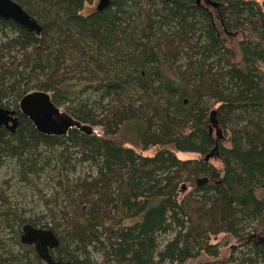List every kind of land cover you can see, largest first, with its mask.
<instances>
[{
    "label": "trees",
    "instance_id": "1",
    "mask_svg": "<svg viewBox=\"0 0 264 264\" xmlns=\"http://www.w3.org/2000/svg\"><path fill=\"white\" fill-rule=\"evenodd\" d=\"M14 1L38 21L34 14L39 9L36 1ZM72 1L46 0L41 7L44 15L55 16L47 23L38 21L42 25L38 36L0 19L1 27L15 26L14 43L23 49L31 48V59L38 62L40 70L55 73L67 57L89 69L92 60L98 69L94 82L105 91L117 90L115 105L102 122V133L91 138L80 135L85 149L93 150L96 158H101V166L98 178L85 181L86 196L80 194L83 198L73 199V216L63 213L62 219L70 227L69 241L84 245L104 235L105 251L115 264H151L155 234L168 228L161 227L168 210L169 223L185 231L181 234L183 248H175L173 242L167 245L166 253L179 261L197 257L191 251L193 246L205 250L202 240L207 241L221 231H235L237 216L245 211L246 218H251L254 210L259 209L260 203L254 201L253 207L244 209L251 184L261 182L258 190L264 193V0H211L218 4V31L213 14L196 0H135L141 25L132 39L125 34L132 48L129 53L128 49L123 50V60L134 63L130 68L136 73L135 84L132 75H113L107 61H98L97 65L95 59L100 53L109 57L104 44L116 39L122 29L118 14L127 0L111 1L109 5L117 8L115 11L108 5L93 13L68 6ZM198 17L207 38L200 45L202 55L189 58L184 70L174 69L172 65L181 45H187L197 30ZM157 20L171 23L173 28L169 33H159L154 26ZM42 35L65 49L59 55L46 53ZM233 36L240 38L236 51L229 45ZM75 42L90 44V48L83 52L75 47ZM71 46L74 47L70 49ZM210 57L216 63L214 59L208 63ZM1 61L0 58V65ZM148 63L153 64L152 72L145 68ZM215 64L217 71H213ZM138 69H143L140 75ZM150 74L160 81L166 78V89L159 93L160 87H153ZM80 79L71 84L64 82L56 89L77 90L93 84ZM214 105L218 121L229 131L227 141L231 143L215 157L221 159V170L203 158L180 159L176 155L177 148H186L181 145L191 146L197 133L201 135L202 153L213 147L214 137L208 134V113ZM21 121L5 140L17 148L25 145ZM30 134L36 137V131L31 130ZM135 136L154 146L153 152L144 155L135 149L131 140ZM200 176L208 177V182L195 187L193 194L179 193L180 183L193 188ZM206 189H210L208 197ZM260 192L255 195L261 200L264 198ZM263 230L264 227L259 232ZM248 237L249 242L254 241L255 229L248 232ZM257 247L264 255V246Z\"/></svg>",
    "mask_w": 264,
    "mask_h": 264
},
{
    "label": "rangeland",
    "instance_id": "2",
    "mask_svg": "<svg viewBox=\"0 0 264 264\" xmlns=\"http://www.w3.org/2000/svg\"><path fill=\"white\" fill-rule=\"evenodd\" d=\"M31 1H36L39 5V9H35L34 14L41 24L47 23L49 18L55 16V14L51 16L50 13L48 16L44 15L41 7L45 6L46 0ZM97 1L73 0V3L68 6L72 4L77 9L84 8L86 12H100L95 9ZM111 1L116 3L117 0H110V5ZM199 3L213 14L218 31L215 7L205 3L204 0H200ZM110 9L117 10L112 7ZM118 17L123 30H120L116 39L110 40V42L107 40L104 45H106L109 57H104L103 53L96 55V64L98 65V61H107L108 69L113 75L121 77L132 75V84H135L136 73L133 67L130 68V64L133 66L134 63L132 60L130 63L123 60V50L128 49L129 53L132 48V42L131 40L127 41L125 34L128 38L130 35L132 39L133 34L138 31L141 25V14L138 12L135 0H127V3L120 9ZM197 23V30L192 33L188 44L181 45L180 53L172 65L174 69L182 67L184 70L189 58L195 59L202 55L203 49L200 45L207 38L200 29L204 25L200 17H198ZM154 26L159 33H169L173 28L171 23H164L160 20H157ZM15 37L16 29L13 24L0 26V58L2 59L0 65V106L11 109L18 108L19 99L23 94L42 90L48 93L50 100L60 111L66 112L81 123L90 125L93 132L87 134L83 130L70 128L66 134L60 136L42 134L37 131L30 119L18 113L19 122L22 120L24 128L25 145L17 148L5 142L6 138L8 139L15 131L11 132L6 128L0 129V264H46L37 256L33 245L20 242L21 227L24 223H30L39 228L52 229L59 242L57 247L50 250L51 255L55 258L68 259L73 264H115L113 258L105 251L107 240L104 235L99 237V240L92 238L84 245L69 241L70 236L67 232L70 227L62 219V216L64 212H67L69 217L73 216L71 207L73 199L85 197L86 193L83 194L85 181H93L99 177L101 158H96L93 150L85 149L83 142H80V135L91 138L102 133V122L104 123L108 111L115 105L118 98L117 90L105 91L100 84L94 82L96 80L93 75L95 72L98 73V69L92 60H89V69H85L83 65L80 67L77 61L67 57L63 59L65 64L59 65L57 72L51 71V75L47 70H40L38 62L31 59L30 54L33 53L31 48L23 49L16 45ZM239 39L238 36H233L232 41L229 42L235 51ZM41 41L46 53L59 55L60 50L65 49V47L59 48L56 43H51L48 36L42 35ZM74 44L77 49H81L83 52L90 48V44L80 45L76 42ZM75 55H73V59H75ZM135 55L137 56V54ZM213 59L214 57H210L207 60L208 63ZM236 59H239V54L236 55ZM215 60L213 63H216ZM217 64L213 65V71H217ZM152 67V63L145 66L149 72H152ZM141 70L143 71V69H138L139 75ZM45 74H47L46 78ZM44 78L45 81H43ZM79 78L92 81V86L84 89L57 91L56 88H59L62 83L78 82ZM150 78L154 83V88L160 87L159 93L166 89V78L160 81L157 77H151V74ZM214 107L216 105L211 109H216ZM21 116H23L22 119H20ZM218 126L222 134V139L219 141V156L221 148L229 147L231 143L227 141L229 131L219 121ZM31 130L36 131V137L31 136ZM214 134L215 129L212 128V136ZM131 140L134 148L144 155L151 154L155 149L154 146L145 144L138 136ZM201 140V135L195 134L191 146L181 145L180 147L186 148L175 150L177 157L180 159H204L206 153H202L199 148L203 147ZM206 162L218 170L222 168L221 159L211 158ZM182 185L184 182L178 186V191L182 196L195 192L196 186L193 188L186 186L187 188L183 189ZM261 185V182L251 184L250 191L245 197L246 208L244 209L249 210L254 206V202L260 203L259 209L254 210L251 218H246L245 215L248 214L244 211V214L237 216L235 231H221L208 237L207 241L202 240L205 250L199 249L196 245L193 246L194 249L191 251H194L193 253L198 256L184 261L175 260V256L169 257L166 253L167 245L173 242L176 243L175 248H183L184 242L181 239V234L185 231H182L175 223H169L171 218L167 210L164 224L161 227L168 228L164 230L161 228L155 234L151 264H264V255L257 247L264 246V230L259 232L264 227V221L261 220L264 215V199L260 200L257 198L258 195H255L256 191L260 192L258 187ZM199 193L200 195L204 194L201 191ZM80 194L83 197L79 196ZM205 194L208 197L210 189H206ZM194 195L196 197L197 192ZM260 196L264 198V193L260 192ZM261 211L263 213H260ZM254 229V241L249 242L248 232L251 233ZM206 247H209L210 250Z\"/></svg>",
    "mask_w": 264,
    "mask_h": 264
},
{
    "label": "water",
    "instance_id": "3",
    "mask_svg": "<svg viewBox=\"0 0 264 264\" xmlns=\"http://www.w3.org/2000/svg\"><path fill=\"white\" fill-rule=\"evenodd\" d=\"M110 0H98L95 6L97 11L103 10L109 5ZM200 0H196L199 3ZM205 3L211 4L217 8L218 4L211 0H205ZM0 19L11 21L18 27L28 33L40 35L42 25L29 14L19 3L14 0H0ZM18 113L25 115L30 119L37 131L42 134L60 136L66 134L70 128H77L89 134L93 132L90 125L81 123L66 112L60 111L50 100L48 93L42 90L27 92L21 96L18 102V108H6L0 106V129L6 128L14 132L19 124ZM217 110L211 109L208 113L209 125L208 132L215 129V139L222 137L221 129L218 126L216 117ZM218 145H215L205 155L204 159L217 151ZM208 181L207 177L197 178L196 186H201ZM183 189L186 188L182 185ZM264 221V215L262 217ZM20 242L26 245H33L37 256L46 264H73L68 259L55 258L50 250L58 246V238L50 228H39L30 223H24L21 227Z\"/></svg>",
    "mask_w": 264,
    "mask_h": 264
},
{
    "label": "flooded vegetation",
    "instance_id": "4",
    "mask_svg": "<svg viewBox=\"0 0 264 264\" xmlns=\"http://www.w3.org/2000/svg\"><path fill=\"white\" fill-rule=\"evenodd\" d=\"M208 134H209L210 136H212V132H211V133H208ZM212 137H214V139H212V140H214L213 146H214L215 143H216V144L218 145V147H217V151L212 152L211 155H209V157H207V160H208V159L210 160L211 158H215V157H217V155H218V150H219V141L222 139V137H219L218 140H216V139H215V136H212ZM211 148H212V147H211ZM211 148H210V149H211ZM210 149H209V151H210ZM209 151H208V152H209ZM208 152H206V154H207ZM206 154H205V155H206ZM203 160H204V161H207V160H205V159H203ZM207 178H208V177H207ZM207 182H208V181H207ZM196 187H197V186H196ZM198 187H200V186H198Z\"/></svg>",
    "mask_w": 264,
    "mask_h": 264
}]
</instances>
